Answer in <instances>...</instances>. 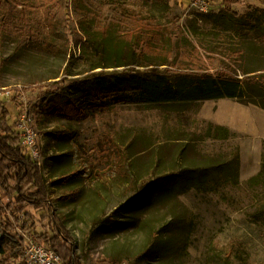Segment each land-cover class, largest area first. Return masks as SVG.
Here are the masks:
<instances>
[{"label": "rangeland", "instance_id": "rangeland-1", "mask_svg": "<svg viewBox=\"0 0 264 264\" xmlns=\"http://www.w3.org/2000/svg\"><path fill=\"white\" fill-rule=\"evenodd\" d=\"M122 1L148 15L137 0ZM211 1L212 11L202 13L190 0H170L171 9L161 15V22L168 29L182 26L190 37L194 31L227 35L242 17L264 8V0H231L232 16L225 12L229 2ZM9 5L4 8L0 2V101L17 131L22 116L32 120L38 134L37 161L53 205L32 210L29 217L23 214L17 223L6 213L8 199L0 189V219L15 224L24 244L21 255L0 256V264H27V244L51 248L49 240L59 231L66 233L83 264H264V109L220 99L117 104L91 111L77 122L53 112L47 115L42 111L47 82L64 81L59 92L66 99L76 84L157 72L139 68L132 56L116 58L117 46L102 34H92V22L79 23L81 44L66 35L68 47L55 30H48L44 9ZM257 37L250 33L246 41L259 47ZM263 52L261 47L258 57H248L244 68H264ZM164 70L157 68L159 74ZM250 76L254 81L258 73ZM216 126L227 128L230 135H218ZM110 143L118 145V153ZM238 158V182L223 178L217 191L190 189L162 204L146 207L144 202L143 207L114 214L156 178ZM72 173L77 175L71 183H57Z\"/></svg>", "mask_w": 264, "mask_h": 264}, {"label": "trees", "instance_id": "trees-1", "mask_svg": "<svg viewBox=\"0 0 264 264\" xmlns=\"http://www.w3.org/2000/svg\"><path fill=\"white\" fill-rule=\"evenodd\" d=\"M137 1L148 15L129 9L122 0L0 1L4 8L18 3L24 10L44 9L48 15L45 20L48 30H55L59 38L66 40L68 47L70 42L66 35L69 33L72 42L79 45L84 40L79 23L92 22V34H102L104 41L117 46L113 52L116 58L132 56L139 68L157 72L151 77L143 75L122 79L115 75V78H97L94 83L89 82L87 85L76 84L72 89L69 88L71 96L66 99L59 92L65 85L64 81L47 82L43 87L45 98L42 111L47 115L52 112L60 114L77 122L91 111L96 113L117 104L177 105L230 99L264 109V68H244L246 59L251 55L258 57L256 52L264 47V8L257 7L242 17V23L236 26L232 34L194 31L190 37L182 26L168 29L162 24L161 15L171 9L170 0ZM230 1L226 0L229 6L225 12L236 16ZM250 33L258 36L259 47L257 45L254 48L251 42L246 41ZM42 43L50 45L46 41ZM159 66L165 67L160 74L157 71ZM240 72L244 77L238 74ZM253 73H258V78L250 81V74ZM11 120L10 111L0 101V189L3 190V197L8 199L6 213L9 212L20 223L23 214L29 217L32 210H39L44 205L52 207L53 204L42 166L29 151L23 149L21 134L13 128ZM214 131L218 135H230V130L221 126H216ZM109 145L118 153V145ZM76 175L62 176L57 183H71ZM230 177L238 182L239 158L233 162L189 166L177 174L163 175L148 182L139 195L128 199L114 214L143 207L145 203L146 207L162 204L175 194L181 195L190 189L217 191L221 185L219 181ZM11 181H15L14 186L10 184ZM13 224L8 220L3 221L2 217L0 219L2 257H17L23 251V241L15 233ZM49 243L65 264H83L74 249L69 247L71 240L66 233L57 232Z\"/></svg>", "mask_w": 264, "mask_h": 264}, {"label": "built area", "instance_id": "built-area-1", "mask_svg": "<svg viewBox=\"0 0 264 264\" xmlns=\"http://www.w3.org/2000/svg\"><path fill=\"white\" fill-rule=\"evenodd\" d=\"M189 5L202 13H209L214 6L211 0H190ZM31 121L27 115H24L20 118L17 128L21 134L23 149L29 151L33 158L38 160L40 157L36 138L38 134L31 126ZM25 261L27 264H65L54 250L45 245L32 242L26 246Z\"/></svg>", "mask_w": 264, "mask_h": 264}, {"label": "crops", "instance_id": "crops-1", "mask_svg": "<svg viewBox=\"0 0 264 264\" xmlns=\"http://www.w3.org/2000/svg\"><path fill=\"white\" fill-rule=\"evenodd\" d=\"M182 1H188V0H182Z\"/></svg>", "mask_w": 264, "mask_h": 264}]
</instances>
